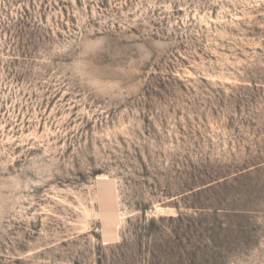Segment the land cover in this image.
I'll return each instance as SVG.
<instances>
[{
    "label": "rangeland",
    "instance_id": "1",
    "mask_svg": "<svg viewBox=\"0 0 264 264\" xmlns=\"http://www.w3.org/2000/svg\"><path fill=\"white\" fill-rule=\"evenodd\" d=\"M0 264H264V0H0Z\"/></svg>",
    "mask_w": 264,
    "mask_h": 264
}]
</instances>
